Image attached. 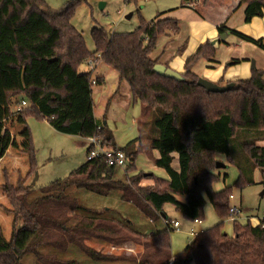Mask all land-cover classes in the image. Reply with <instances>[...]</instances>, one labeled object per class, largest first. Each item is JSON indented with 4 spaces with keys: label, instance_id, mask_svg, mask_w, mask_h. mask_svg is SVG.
<instances>
[{
    "label": "trees",
    "instance_id": "16d2710c",
    "mask_svg": "<svg viewBox=\"0 0 264 264\" xmlns=\"http://www.w3.org/2000/svg\"><path fill=\"white\" fill-rule=\"evenodd\" d=\"M139 1L123 0L135 8ZM186 1L180 0V7ZM79 2L68 0L53 10L45 0H0V160L11 142L4 122L12 115V101L19 98L28 102L19 111L25 127V121L32 117L45 121L58 133L80 136L82 121L68 115L73 98L61 102L56 92L45 91L35 99L36 88L26 86L24 81L27 41L41 35L44 41L56 39L53 58L59 70H68V62L83 47L81 34L70 23ZM239 5H245V24L264 18V0H239ZM161 16L145 21L138 14L137 26L130 32L110 33L103 27L90 30L93 50L85 57L112 69L118 81L128 85L132 101L140 105L139 137L122 148L113 144L112 136L99 122L95 123V129L100 128L95 131L100 144L123 152L127 166L123 170L108 166L99 156L85 160L65 178L33 189L25 184L37 171L36 152L27 128L25 177L18 178L13 186L7 172L1 171L13 225L20 222L21 228L16 236L13 227L9 240L0 228V264H27L29 259L34 264H168L171 257L173 264H264L263 223L252 226L249 220L240 222L236 216L230 222L232 233L223 232L233 190L255 185L264 189V71L252 70L248 78L230 82L233 87L229 91L206 92L196 84L199 77L191 72L198 60L214 56V49L202 44L186 60L180 73L183 81L157 75L152 70L157 62L149 58L155 42L167 32L179 31L177 20ZM217 31L264 51L261 39L223 26ZM142 133L147 149L158 154L154 166L163 170L167 179L150 173L133 174L136 158L142 153ZM174 155L177 171L171 166ZM219 156L236 170L237 177L230 186L214 191L213 185L227 178L213 173L224 168L216 160ZM255 171L260 178L256 183ZM143 180L154 184L142 186ZM78 191L111 198L121 211L108 206L86 207L78 199ZM179 195L184 196V202L176 198ZM207 204L218 222L197 233L172 256L173 229L165 206H171L185 221L196 223L204 220ZM129 241H140V256H115L87 245L120 247Z\"/></svg>",
    "mask_w": 264,
    "mask_h": 264
},
{
    "label": "rangeland",
    "instance_id": "374dc122",
    "mask_svg": "<svg viewBox=\"0 0 264 264\" xmlns=\"http://www.w3.org/2000/svg\"><path fill=\"white\" fill-rule=\"evenodd\" d=\"M45 1L51 9L58 10L68 0ZM79 1L80 2L75 8L74 13L71 17L70 23L81 34L83 40L82 48H84L86 51L93 50V44L90 37L91 28L103 27L107 30V32L110 33L130 32L137 26L138 14L145 21H149L157 13L179 6L180 2V0H141L138 2L137 7L135 8L132 5H124L123 0ZM99 3H104L103 9H99ZM214 4L216 3H213V5ZM130 13L132 14L131 17L127 18ZM261 23L263 24H255L250 31L255 36H258V39H262L261 37L264 38V20ZM43 39L44 35H41L39 38L31 40L27 43L29 48L28 56L25 60L24 78H26L30 86H34L35 88H37L36 85H34L35 80H33V77L35 79L38 75H33V71L38 67V64L46 65L47 69L49 70L46 78L49 77V81L52 80L53 82H56V80L60 79L61 74H63V72L65 71L64 79L67 81L64 83L60 82V88L65 87L72 81H75L76 78L87 76L86 72L89 71L90 68H95V66L98 65L95 59L87 58L84 56L81 60L82 66H80L77 71L75 70L74 73L70 72V70L59 69V73H57L56 70L53 71L52 69L54 66H58L56 63V59L53 58L56 50V39L54 38L49 41H44ZM69 63L72 64L73 61H69L68 65ZM85 67H87V69ZM235 69L237 68L229 69L228 73H233ZM42 77L44 78L45 74ZM199 78L209 81L208 79H206L207 77L203 78L199 76ZM91 79L89 78L88 82H91ZM36 82H38V77L36 78ZM88 84L89 86H93V84ZM36 97L37 95L35 93V98ZM21 100L24 101L26 105L28 104V102L23 98L12 101L10 106L12 115L4 122V127L9 131L12 138L8 150L6 151L4 157L0 160V228L3 232V237L5 238V240H9L10 236L12 235L13 227L15 229L16 236H18V234L20 233L21 223L17 222L15 225H13V217L9 213L10 205L2 188L4 180L2 178L1 171L5 170L7 172L9 181L13 186H16L18 178L22 179L25 177L28 167L26 162V155L23 154V150L27 142V128L30 131L32 143L36 152L35 159L37 163V171L35 175L37 176V179L34 180L35 175L32 178H28L25 181L26 185H31L33 189H38L40 187L46 186L51 182L65 178L71 171L77 169L81 164L85 162V148L82 145L83 141L81 137L58 133L54 131L45 121H38L32 117H29L25 121V127L19 117V112H16L15 110L19 106V102ZM109 126V128L113 130L112 134L114 142L119 148H122L127 143L131 142L137 136L135 123L130 122L129 118L126 119L125 125H121L115 122L113 125ZM144 133H146V129L144 130ZM144 133H142L143 136H141L140 139L142 153L136 158V170L133 174H136L137 172L149 174L151 172L150 174L153 173L155 176H160L158 174L159 172H155V170L158 171V168L151 167L152 157L149 152L150 150L147 149L148 145ZM257 145L261 146L263 145V143H257ZM216 160L219 163L222 162L226 164V161L223 157H221L220 161L216 157ZM174 161H176L177 164L176 158ZM176 164L174 165L176 166ZM229 167L230 168L226 171L227 178L225 183L222 180H219L217 184L213 186L214 188H217V191L220 190L221 185H223V187L230 186L236 179V170L231 166ZM120 170L123 169L120 168ZM159 170L163 173L161 169ZM213 173L220 176V174L217 173V170ZM255 173L257 177L259 173L257 171H255ZM144 181H151V185L154 184L152 180H143L141 184ZM257 186L258 185H256L255 188ZM248 188H246V190ZM77 193L78 199L86 207L100 208L102 206H108L116 210L118 209L117 202L111 198H101L92 194L85 193L83 191H78ZM164 210L168 213V219L177 220L181 223L178 231L172 232L170 234L171 244L169 253L171 255H176L191 239L189 233H183L186 232V225L190 222L185 221L178 213H175L169 205H166ZM262 210L263 209L261 208L260 212H262ZM117 211L120 212V208ZM217 222L218 219L213 213L211 206L207 204L204 208V220L202 222H199V225L193 229L196 231L198 228L200 229L203 227V229L201 230L203 231L214 226ZM223 224V232L231 234V223L228 222V219H224ZM197 231L199 232L200 230ZM87 245L95 248L96 250H101L103 253L112 254L115 256L136 258L143 253V247L140 244V241H138V243L129 241L121 245L120 247L104 246L96 243H87ZM26 263L34 264L35 262H33L32 259H29Z\"/></svg>",
    "mask_w": 264,
    "mask_h": 264
},
{
    "label": "crops",
    "instance_id": "0c3cea01",
    "mask_svg": "<svg viewBox=\"0 0 264 264\" xmlns=\"http://www.w3.org/2000/svg\"><path fill=\"white\" fill-rule=\"evenodd\" d=\"M190 1L194 2V7L191 9L185 6ZM186 3L180 7L179 2V6L157 13L162 14L161 18L172 17V19L177 20L179 23V31L177 34L167 32L156 40L154 50L149 58L158 64L164 65L166 68L179 74L182 73L186 60L194 51L200 45L208 44V41L218 37L219 33L217 28L220 26H223L227 30L240 32L252 39H258V36H255L250 31L255 24L262 25L263 23L261 22H263L264 18H254L249 24H245L243 14L245 5H239V0H188ZM213 3L216 4L213 5ZM261 38L264 47V38ZM30 41H27V43ZM86 52L82 47L76 51L70 60L73 61V65L71 63L68 65L70 72L74 73L75 70L77 71L82 66L81 60ZM232 61H239V63L231 64ZM85 68L87 69V67ZM231 68L237 69L233 73H228ZM52 69L59 73L58 66H54ZM252 70L264 71V51L252 44L238 40L227 32L226 37L214 49V56L209 60H198L191 68V72L196 76L207 77L206 79L218 85H225L237 79L248 78ZM48 71L44 64H38V67L33 71V75H38V82H36L37 77L35 79L33 77V80H35L34 85L37 87L35 91L37 97L35 99H38L45 91L56 92L61 102L73 98L68 115L72 120L82 121L80 136L75 137L82 138V145L85 148V152L87 148L85 136L93 133L96 122H99L102 130L110 134L113 138V130L109 128V125H113L115 122L125 125L126 119L129 118L130 122H134L136 126L137 136L134 140L138 139L140 105L132 101L128 85L119 82L116 73L112 69L103 64H98L95 68L92 67L86 72L87 76L76 78L75 81L70 82L62 88H60V82L64 83L67 81L64 79L65 71L56 82L49 81V77L46 78ZM44 74L45 77L43 78L42 76ZM89 78H92L91 82H88ZM24 81L26 86H30L26 78H24ZM88 83L93 84V86H89ZM65 110H68L67 106ZM112 142L116 146L114 139ZM149 152L152 157L151 167H155L154 160L157 159L158 154L156 151ZM217 159L220 161L221 157L219 156ZM174 160L171 166L173 170L177 171L178 163L176 164ZM220 163L224 168L219 171L217 170V173L222 176L227 175L226 171L230 167L227 164ZM155 172H159L158 174L160 175L155 176L152 173L155 177L167 179L164 171L162 173L159 168ZM253 177L255 183L259 182V174L256 177V173L254 172ZM225 181L226 179L223 182L225 183ZM150 182L144 181L141 185L149 186L151 185ZM255 186L249 187L247 190L234 189L231 197V206H235L240 210L238 221L245 222L249 220L252 226L258 223L264 224V193L261 195L263 188L259 185L256 188ZM222 188L223 185L220 186V189ZM213 189L217 191V188L213 187ZM176 198L184 202L183 195H179ZM261 208L263 209L262 212H260ZM164 213L168 218V213L165 210ZM170 221L172 222V227L173 223H177L178 229L180 228L181 223L179 221L172 219ZM228 222H231V220L228 219ZM198 225L199 222L194 224L188 223L186 225L187 230L183 233H189L191 239L185 246L190 243L193 236L203 229L202 227L197 229L200 230L199 232L197 230L195 231L193 228ZM176 231L178 230H173V232Z\"/></svg>",
    "mask_w": 264,
    "mask_h": 264
},
{
    "label": "built area",
    "instance_id": "2783aa9c",
    "mask_svg": "<svg viewBox=\"0 0 264 264\" xmlns=\"http://www.w3.org/2000/svg\"><path fill=\"white\" fill-rule=\"evenodd\" d=\"M186 7L192 8L194 7V2L190 1L185 4ZM25 105L24 101L20 102V105L15 109L16 112H19L21 107ZM100 128H94L93 133L85 136V141L87 143L88 151L85 153V160L89 161L91 159L97 158L102 156L108 166H115L121 169H124L127 166V159L125 154L118 150H112L110 147L106 145H101L98 139L95 137V131L99 130ZM229 219L232 221L236 216L240 214V210L235 206H230L229 210ZM173 230H178V224L173 223ZM174 260L171 257L168 261V264H173Z\"/></svg>",
    "mask_w": 264,
    "mask_h": 264
},
{
    "label": "water",
    "instance_id": "95a60500",
    "mask_svg": "<svg viewBox=\"0 0 264 264\" xmlns=\"http://www.w3.org/2000/svg\"><path fill=\"white\" fill-rule=\"evenodd\" d=\"M103 6L104 4L103 3H99V9H103ZM131 16V14H129V16L127 18H129ZM226 37V33H222V34H219L218 37L208 41V45L212 48V49H216L219 42L222 41L224 38ZM153 72L156 73L157 75L163 77V78H167V79H172V80H175V81H183V78L182 76L169 69V68H166L164 65H161V64H156L154 67H153ZM196 84L203 88L206 92H210V93H223V92H226V91H229L231 90V88L233 87V83H227L225 85H217L215 83H212V82H209L205 79H201V78H198ZM37 179V176L35 175L34 176V180ZM32 185H33V182H32ZM264 193V189L261 193V195Z\"/></svg>",
    "mask_w": 264,
    "mask_h": 264
}]
</instances>
